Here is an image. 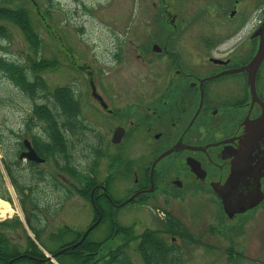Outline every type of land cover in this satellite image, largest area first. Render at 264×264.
Instances as JSON below:
<instances>
[{
	"label": "flooded vegetation",
	"instance_id": "flooded-vegetation-1",
	"mask_svg": "<svg viewBox=\"0 0 264 264\" xmlns=\"http://www.w3.org/2000/svg\"><path fill=\"white\" fill-rule=\"evenodd\" d=\"M158 3L156 21L145 23L154 39L146 41V33L129 23L122 37L106 50L103 65L98 55L93 69L90 64H78L91 83L89 92L71 84L83 125L80 142L87 135L96 139V143L86 142L94 152L91 158L86 156L84 166L66 167L55 161L57 170L42 168L40 164L50 156L38 151L32 135L17 134L15 139L11 185L23 206L27 201L31 204L29 226L43 230L42 218L33 214L38 211L33 201H59L61 206L75 197L93 205L94 218L84 231L65 224L73 234L61 250H76L87 237L97 239L94 231L105 223L98 201L123 207L130 202L159 201L160 194L167 201L177 196L187 201L189 193L204 196V201H223L216 186L226 183L234 164L250 148L247 160L252 164L264 156V130L250 138L253 122L264 110V57L256 70V94L248 68L262 39L264 0H204L201 16L192 22L171 9L168 0ZM163 14L169 16L167 23L157 20ZM134 40H142L134 50L142 66L150 68L142 74L147 84L114 85L108 79L120 71L127 43ZM25 137L45 160L21 156L27 150ZM108 145L114 150L112 169L100 175L96 166ZM137 150L141 151L131 158ZM167 159H180L181 166L163 168ZM261 171L264 190V167ZM118 178L124 181L122 186L116 185ZM13 192L0 190V197L12 199ZM57 205L46 208L54 211ZM37 220L40 224H35ZM61 228L54 234H64L66 229Z\"/></svg>",
	"mask_w": 264,
	"mask_h": 264
},
{
	"label": "rangeland",
	"instance_id": "rangeland-1",
	"mask_svg": "<svg viewBox=\"0 0 264 264\" xmlns=\"http://www.w3.org/2000/svg\"><path fill=\"white\" fill-rule=\"evenodd\" d=\"M34 1L39 7L34 4ZM34 1L11 0L4 3L11 6L24 4L30 8L33 25L42 39L40 49L36 50L31 45L21 26L10 20H2L8 27V35L0 36V54L20 59L25 64L30 63V58L40 56L55 61L53 67H46L42 70L51 89L58 85L73 84L75 87L89 92L90 76L86 70H81L78 64H90L93 69L94 64H97L95 59L98 55L100 61L98 63L103 65L105 62L101 61L106 59V50L113 46L115 38L122 37L126 25L129 23H132L138 32L146 33V41L155 37L148 34L149 30H145V23L156 21L155 6L159 4L160 0ZM168 2L171 3V9L178 10L181 16L186 17L185 21L192 22L201 16L200 9L204 0H168ZM160 5H165V3ZM168 17L163 14L157 20L160 23H167ZM204 23L205 21L201 24ZM132 37L135 39L138 36L132 35ZM141 41L134 40L127 43L128 50L125 58L123 57L124 61L117 68L120 71L108 79L114 85L147 84V77L142 74L150 68L142 66L140 63L142 60L134 50ZM150 54L157 56L153 52ZM31 105L32 99L24 96L11 79L0 74V137L3 147L9 152V155L4 154L0 146V190H5L1 184L3 183L7 191L13 192L11 176L5 163L6 160L10 161L11 156L17 154L14 151L17 134H26L31 137L34 131L27 128ZM103 127H107V124H103ZM38 131L40 132V130ZM89 136H85L83 142L77 140L75 142L74 153L77 166L80 164L84 166L86 156L91 158L93 155V147L87 145L86 142L96 143V139L92 135V138L89 139ZM138 143H134L133 146ZM112 147L108 145L103 148L96 166H99L100 175L105 174L109 167L112 169L111 152L114 151ZM140 151H133L131 158H135ZM55 161L50 156L47 161L40 164V167L57 170ZM170 161L171 159H167L162 164L163 168L165 166H181L180 159ZM170 176L172 177L173 174ZM123 184L124 181L118 178L116 185L122 186ZM163 185L165 183L159 187H163ZM178 190L183 191L182 189ZM158 193H160V189ZM191 194H188L187 201H182L183 197L179 198L178 196L170 197L171 201H167L165 200L167 198H163V194H158L159 196H156L159 201L130 202L123 207L112 205V216L120 224L133 225L136 232H141L147 227H157L159 218H165L168 211L173 212L200 239L199 242L186 244L177 236V241L182 244L185 251L186 264H264V201L256 207L238 212L230 217L225 212L222 201H204V196ZM8 200L14 210L5 216L0 212V221L13 219L17 215L20 223L12 226L0 225V234L4 232L8 237V241L4 245L7 244V249L26 251L30 235L37 246L51 257L50 259L55 264L63 263L54 255L53 249L61 250L60 247L72 238L70 233L73 234V232H68L67 226L69 225L65 224L68 222L78 230L84 231L85 226L94 218L93 205L90 201H78L75 197H71L69 201H62L61 206H59V201H49L50 204L47 201H38L37 209L40 212V218H42L41 222H43V230L38 234L27 222V213L28 210H31V204L27 201L23 206L14 192L12 199ZM55 204H58L57 207L53 209L54 211L49 212L46 205ZM102 221L104 220L102 219ZM39 222L37 220L35 224H40ZM108 225L107 221L98 225L94 236L97 238L105 236V229L108 228ZM59 227L66 229L64 234H54L53 231L58 230ZM123 240H125V236L121 233L107 239L95 259H103L106 252ZM131 243L130 250L133 259L138 264H145L134 249L135 241ZM14 264L36 263L20 259Z\"/></svg>",
	"mask_w": 264,
	"mask_h": 264
},
{
	"label": "trees",
	"instance_id": "trees-1",
	"mask_svg": "<svg viewBox=\"0 0 264 264\" xmlns=\"http://www.w3.org/2000/svg\"><path fill=\"white\" fill-rule=\"evenodd\" d=\"M10 1L0 0V36L8 35V27L2 20H10L22 27L31 45L39 50L42 39L33 25L30 8L24 4L11 6L4 3ZM54 64L55 61L43 56L30 58V63L25 64L20 59L0 54V74L11 79L24 96L32 99L27 128L34 130L31 135L36 148L43 155L52 156L58 165L75 168L77 166L74 153L75 142L81 140L80 132L83 125L79 119L78 101L71 84L58 85L51 89L42 74L43 69L53 67ZM0 146L4 154L9 155L8 150L3 147L1 137ZM61 158L65 162L62 163ZM93 158L89 164L91 167ZM12 164L13 156L10 161L6 160L5 163L10 176L13 175ZM1 184L6 190L5 185ZM21 190H23V186ZM6 198L11 199L10 196ZM47 202L50 204L49 201ZM98 202L103 213V222H109L108 228L105 229V236L97 239L87 237L80 247H76V250L56 251L53 249L54 255L63 264H138L133 259L130 250L132 241H135L134 249L145 264H186L185 251L182 244L177 241V236L186 244L200 241L199 237H196L184 222L171 211H168L165 218L158 219L157 227H147L141 232H136L133 225L120 224L116 219L114 220L111 204ZM33 204L35 208L39 205L38 201H33ZM33 214L40 218V213L37 210H34ZM18 222L20 223V219L16 215L13 219L0 221V225L12 226ZM31 226L38 234L42 230L33 224ZM67 227L69 231L70 226ZM118 233L123 234L125 240L106 252L103 259H95L104 242ZM7 241V235L1 232L0 264H14L20 259H27L36 264H55L50 259L51 257L37 246L30 235L26 251L7 249V244L4 245Z\"/></svg>",
	"mask_w": 264,
	"mask_h": 264
},
{
	"label": "water",
	"instance_id": "water-1",
	"mask_svg": "<svg viewBox=\"0 0 264 264\" xmlns=\"http://www.w3.org/2000/svg\"><path fill=\"white\" fill-rule=\"evenodd\" d=\"M263 57L264 23L262 26V39L260 42L258 53L248 65V68L250 69L249 81L251 83L252 91L254 94H256V70L260 65ZM263 126L264 110L263 113L253 122L250 138L252 136L254 137L257 132L259 135L262 129L264 130ZM24 142L27 146V150L23 151L21 153V156L25 155L30 159H35L38 161L45 160V158L41 156L34 148L28 137L24 138ZM171 150V148L168 149L166 153L170 152ZM250 152L251 148L249 149V153L246 156L243 155L242 160L234 164L232 172L228 177L226 183L221 184L220 187L216 186V189L223 200V208L227 215L230 217L234 216L238 212H244L257 206L264 199V190L261 186V170L264 167V156L259 158V162L252 164L251 159L247 160L248 157H250ZM166 153L164 152V154Z\"/></svg>",
	"mask_w": 264,
	"mask_h": 264
},
{
	"label": "bare ground",
	"instance_id": "bare-ground-1",
	"mask_svg": "<svg viewBox=\"0 0 264 264\" xmlns=\"http://www.w3.org/2000/svg\"><path fill=\"white\" fill-rule=\"evenodd\" d=\"M14 210V208L11 206V203L8 199L5 197H0V212L1 215L11 213Z\"/></svg>",
	"mask_w": 264,
	"mask_h": 264
}]
</instances>
